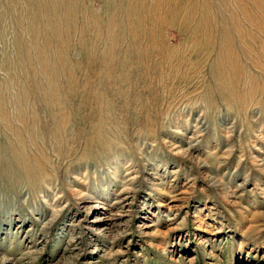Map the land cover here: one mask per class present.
Instances as JSON below:
<instances>
[{"label": "rangeland", "instance_id": "rangeland-1", "mask_svg": "<svg viewBox=\"0 0 264 264\" xmlns=\"http://www.w3.org/2000/svg\"><path fill=\"white\" fill-rule=\"evenodd\" d=\"M0 264H264V0H0Z\"/></svg>", "mask_w": 264, "mask_h": 264}]
</instances>
